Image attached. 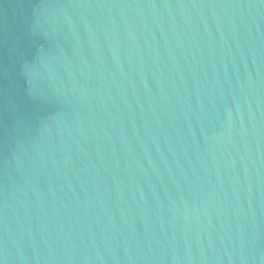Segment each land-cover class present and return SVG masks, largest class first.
<instances>
[{
	"label": "water",
	"instance_id": "95a60500",
	"mask_svg": "<svg viewBox=\"0 0 264 264\" xmlns=\"http://www.w3.org/2000/svg\"><path fill=\"white\" fill-rule=\"evenodd\" d=\"M0 264H264V0H0Z\"/></svg>",
	"mask_w": 264,
	"mask_h": 264
}]
</instances>
